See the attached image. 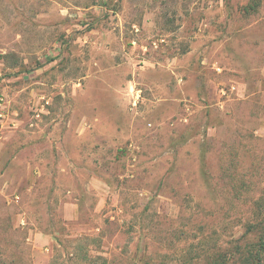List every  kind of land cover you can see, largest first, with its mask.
<instances>
[{
  "label": "rangeland",
  "instance_id": "1",
  "mask_svg": "<svg viewBox=\"0 0 264 264\" xmlns=\"http://www.w3.org/2000/svg\"><path fill=\"white\" fill-rule=\"evenodd\" d=\"M0 96V264H205L264 196V0H0Z\"/></svg>",
  "mask_w": 264,
  "mask_h": 264
},
{
  "label": "trees",
  "instance_id": "2",
  "mask_svg": "<svg viewBox=\"0 0 264 264\" xmlns=\"http://www.w3.org/2000/svg\"><path fill=\"white\" fill-rule=\"evenodd\" d=\"M248 209L253 218L245 221L242 235L227 241L230 247L224 251L210 247L204 255L205 264H264V196L261 195ZM73 242L75 251L66 252L70 256L63 264H97L98 261L105 264L104 257L91 254L88 236H80Z\"/></svg>",
  "mask_w": 264,
  "mask_h": 264
},
{
  "label": "crops",
  "instance_id": "3",
  "mask_svg": "<svg viewBox=\"0 0 264 264\" xmlns=\"http://www.w3.org/2000/svg\"><path fill=\"white\" fill-rule=\"evenodd\" d=\"M215 68L220 71V67ZM0 100V185L20 186L23 185L24 182H27V180L32 183V180L37 178L39 176L38 174L41 173L40 169L37 170L38 163L35 162L38 159L37 151H35V149L29 150L30 146H28V149H23V147L20 146L21 143L18 138L23 137V132L26 130L22 128L20 130L21 133L15 135L17 132L16 129H18L17 127H19L21 123H8L7 115H3L2 112V109L4 108L2 106V104H4V98L0 96ZM10 127H15V130H11L12 128ZM12 144L13 148L10 149ZM15 162H19L18 164H20L22 168L24 167V173H11L13 166H18ZM31 183L28 185H31ZM13 196L14 198L20 197V195L18 196L17 194ZM23 221L24 218L19 216L18 222L23 224ZM45 236H48V234H45ZM49 236L46 238H49Z\"/></svg>",
  "mask_w": 264,
  "mask_h": 264
}]
</instances>
